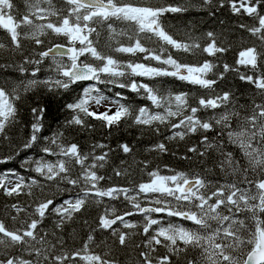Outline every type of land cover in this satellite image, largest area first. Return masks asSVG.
<instances>
[{"label": "snow or ice", "instance_id": "obj_1", "mask_svg": "<svg viewBox=\"0 0 264 264\" xmlns=\"http://www.w3.org/2000/svg\"><path fill=\"white\" fill-rule=\"evenodd\" d=\"M214 3L202 0L208 8ZM23 4L22 12L14 0H0V31L7 37V42L0 39V58L5 53L19 57L0 59V142L10 141L11 130L21 124L18 102L25 94L41 85L55 92L87 82L74 102L64 106L72 114L65 127L90 130L95 127L90 120H95L109 130L123 123L160 135L164 126L169 141L201 134L199 144L187 152L204 158L202 163L217 157L214 168L221 178L213 181L167 165L163 170L152 168L147 160L132 157L147 179L105 185L111 177L101 170L110 164L114 150L94 143L85 151L66 142L61 130L44 135L45 110L33 107L30 134L15 156L39 148L37 158L20 165L35 175L0 172V195L17 201L5 205L0 215V264H121L116 250L129 247L136 255L129 254L128 264H178L181 253L186 264H264V0H219L220 8L227 5L232 15L251 21L239 25L254 38L251 46H241L231 64L224 55L232 44L224 46V38L214 31L203 37L186 33L184 39L169 31L166 14L183 13L186 7L161 0H23ZM26 40L33 45L28 52ZM175 52L204 58L186 63ZM45 65L54 75L39 79ZM9 69L19 76L8 78ZM229 73L255 90L250 103H240L231 89H220ZM159 78L205 91L194 97L191 92H175ZM113 89L127 90L149 103L133 106ZM209 132L215 135L210 138ZM119 149L126 156L133 152L128 144ZM146 151L164 154L168 146L160 142ZM13 158H0V164ZM131 168L113 165L112 171L116 177H129ZM51 188L66 198L57 203L56 196L45 194ZM21 196L30 197L31 203L18 202ZM92 206H103L96 226L79 246L70 247L63 235L66 225ZM50 216L55 217L52 230L43 227ZM133 216L143 223L131 222L128 217ZM97 232L107 233L112 244L97 240ZM138 235L143 237L139 243L133 239ZM190 251L196 255L188 257Z\"/></svg>", "mask_w": 264, "mask_h": 264}, {"label": "trees", "instance_id": "obj_2", "mask_svg": "<svg viewBox=\"0 0 264 264\" xmlns=\"http://www.w3.org/2000/svg\"><path fill=\"white\" fill-rule=\"evenodd\" d=\"M161 2L187 8V11L183 13H168L165 17V24L177 39H184L186 33H190L196 37H203V34L208 31H214L217 33L218 37L224 38V46H227L228 43H231L233 46L232 50L224 55V59L230 64L234 63L235 59L238 57V51L241 46H251L254 38L250 37L247 32L239 27L240 24H251L249 18L246 16L232 15L227 5L224 8H220L218 6L219 0H215V3L211 8L202 6V0H161ZM14 3L19 6L22 12L24 11L23 0H14ZM0 39L7 42V37L2 31H0ZM23 43L25 46V52L30 51L31 47H33L30 41L26 40ZM174 55L186 63H195L204 58L200 56H187L180 52H175ZM120 58L126 60L130 57L121 56ZM0 59L19 60V57H14L5 53ZM30 67L31 66H29V68ZM5 75L10 79H14L19 76V73L13 69H9ZM50 75H54V73L49 72L47 70V65H45L43 70L38 73V78L44 79ZM159 79L167 81V88L174 90L175 92H191V96L193 97L203 94L205 91L172 78ZM83 87V83H78L77 85H73L68 91L59 90L49 92L45 86L41 85L34 91L24 95L22 101L18 102L21 124L11 130L10 141L0 142V158L8 155H13L14 158L5 164H0V172L13 170L25 177L35 175L34 173L27 172L20 165L25 159L37 158L39 155V148L20 151V155L15 156V151L22 148L25 139L30 134V125L33 122L31 109L35 107L38 109L43 108L45 110L43 114V123L45 124L44 135L51 136L53 132L61 130L64 132L66 142L77 143L85 151H88L94 143L107 144L114 150L110 153V164L104 170H101L102 174L111 177V180L103 182L105 185H127L132 182H139L141 179H147L146 176L136 169V166L132 163V157H135L136 160H147L152 168L159 166L163 170L164 166L167 165L169 168L177 171H183L189 174L199 173L213 181L221 178L219 169L214 168V161L217 157L202 163L201 160L204 158L197 157L195 154L187 152L189 147L199 144L201 134L186 137L184 141H169L165 139V137L169 135V132L164 126H161L160 135H157L155 132L150 131L147 128L128 126L123 123L120 127H114L109 130L102 127L101 122L95 120H90V123L95 126L90 130L81 129L78 126L65 127L66 120L70 119L72 114L68 112L64 106L67 103L74 102L76 97L80 95ZM219 87L223 90L231 89L236 94V97L239 98L240 103H250L255 92L250 85L241 82L233 73H229L227 79L221 82ZM115 91H121L125 97H128V102L133 106L149 103L127 90L113 89V92ZM105 94L109 96L112 95V93H108L107 91H105ZM256 99L259 100V97H256ZM128 124H131V121H129ZM207 135L211 138L215 133L209 132ZM226 139L227 138L225 137V141ZM160 142H163L168 146L167 153L160 154L157 152L146 151V148ZM120 144L130 145L133 149L131 155L126 156L123 154L119 149ZM228 148L239 154L238 149L233 146L229 145ZM201 150H203L202 146ZM185 155L191 157V159H182L181 157ZM121 160L127 161V164L121 165ZM129 164L132 165V168L130 169L132 175L129 177H116L114 175V172L112 171L113 165L117 167H127ZM206 168H214V170L213 172H207L205 171ZM35 191L37 194L39 193V189H36ZM45 194L50 197L56 196L57 203L66 198L67 195H57V190L55 188L47 190ZM13 202L17 201L0 195V215L3 214L5 205H10ZM18 202L27 205L28 203H31V198L28 196H21L18 198ZM120 207L123 208L122 205ZM102 212L103 206H92L88 211L83 212V214H78L79 218L76 221L66 225L63 235L67 238V243L70 247L79 246L80 243L86 239L89 231L96 226V218L102 214ZM54 219V216H50L45 221L43 227L52 230L54 228ZM128 219L133 223H143L142 218L139 216L128 217ZM171 219L175 220L176 218ZM85 220L88 221V224L84 223ZM8 223L11 226V222L9 221ZM124 231L131 232L136 231V229H124ZM70 234H74V240ZM96 236L97 240L107 239L108 244H112V238L109 237L107 233L97 232ZM133 239L139 243L143 237L138 235ZM100 250L101 249H97V251ZM164 253L165 250L161 248L160 254ZM116 254L119 256L121 264H128L130 259L129 254H131L132 257H135L136 255L131 247L127 250H116ZM187 255L190 258L194 256L191 251L187 253ZM184 256L185 254L181 253L178 264H186ZM173 259L175 260L176 258L174 257Z\"/></svg>", "mask_w": 264, "mask_h": 264}, {"label": "rangeland", "instance_id": "obj_3", "mask_svg": "<svg viewBox=\"0 0 264 264\" xmlns=\"http://www.w3.org/2000/svg\"><path fill=\"white\" fill-rule=\"evenodd\" d=\"M100 111H104V108H100ZM193 254H194V256L196 255V253H194V252H193Z\"/></svg>", "mask_w": 264, "mask_h": 264}]
</instances>
